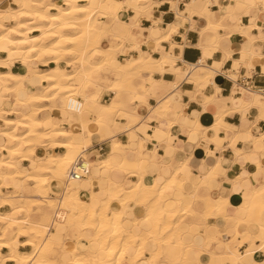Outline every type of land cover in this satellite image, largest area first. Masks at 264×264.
Here are the masks:
<instances>
[{
    "label": "crops",
    "instance_id": "0c3cea01",
    "mask_svg": "<svg viewBox=\"0 0 264 264\" xmlns=\"http://www.w3.org/2000/svg\"><path fill=\"white\" fill-rule=\"evenodd\" d=\"M19 1L0 0V4L8 2L11 7L15 8ZM253 2L254 0H216L215 3H203L201 0H151L150 5L146 4L139 10L141 14V18L137 21L139 27L133 26V19L137 17V11L123 4L119 20L112 24L102 25L103 30L113 29L122 36L126 50L123 54L113 55L110 68H105L102 73L101 103H109L116 95L115 91L107 89L116 76L112 69L126 68L129 60L140 53L154 59H160L163 54H167L170 61L162 72L156 69L141 70L134 81L136 86L134 93L124 92L121 96L122 109L136 117L131 126L128 125L129 127L126 128L128 123L126 118L115 117L119 127L113 128L110 133L107 128L102 129L101 135L97 128L92 130L90 146L85 150V154L93 161V167H97L98 170L95 173L89 170L87 178L84 177L80 181L71 180V185L74 189L79 190L83 199L89 201L92 193L98 199H105L110 181L121 183L125 187L130 186L139 180L137 173L140 172L141 176L144 173L142 181L149 178L153 181L157 180L160 185L172 175H175L177 180H182L183 190L179 189L177 185H171L172 187H167L162 196L164 201L177 199L181 203L189 202L195 211L193 214L183 216L182 222L178 226V230L182 234L180 235L182 242L184 245L192 247L188 259L181 264H231V261L238 257L236 254L243 256L247 247H250L249 242H244L241 245L237 241L241 239L245 229L251 226V220H246L247 215L244 208L241 207V203L252 197L254 185L264 183V174L261 173V165L264 162V142L261 140V137H264V120L259 118L261 107L253 100L252 96L253 90L261 92L255 89L264 87V62H262L264 61V41L258 39L260 30L256 27L247 29L251 37L255 39H249L248 35L239 30L240 27L249 26L253 18L258 19L264 25L263 10L259 12L248 6ZM173 3L176 4V8L172 7ZM186 3H192L190 9L193 12L189 16L185 11ZM237 5L241 7L238 8ZM176 9L185 12L184 15L178 16ZM147 13H150L155 20L160 21L159 25H155L160 33L159 37L152 34L151 30L154 25L147 18ZM235 16L240 17V27L233 19ZM99 19L104 21L105 17L100 16ZM209 19L213 24H222V27H219L215 32L205 30ZM5 23L11 24L10 19H6ZM170 24L176 26V31L171 33L170 39H165L163 34L169 29L167 26ZM126 28H128V32H125ZM119 41L109 33L101 41V46L107 48ZM225 50H228L229 53L227 58H225ZM206 51L209 53L208 56H205ZM5 57L6 53L0 52V59ZM221 61H223L222 64ZM235 61L240 64L238 69H233ZM248 61L251 63L250 68L244 64ZM215 64L220 66L214 68ZM36 65L40 69L45 68L41 62H37ZM25 67L26 63L22 61L11 62V69L21 75L27 73ZM65 67L68 70L72 69L71 66L65 65ZM199 67L213 71L211 79L205 78L204 70L196 73ZM8 69V66L0 64V72H5ZM233 73H236L235 79L232 78ZM41 84L43 83L41 82ZM245 84L254 87V89L246 88ZM39 85V79L34 76L25 81L28 92H35V88ZM94 90V87L89 89L90 92ZM261 94L264 97V92ZM17 97L20 95L15 91L5 93L3 97L0 95V108L7 111L13 107L21 114L31 111V107L24 108L19 104L16 101ZM79 98L81 99V97ZM44 104L45 109L38 113L39 118L44 121L49 120L57 128H66L80 134L81 123L78 114L80 107L69 108L68 100L62 96L53 103L45 102ZM163 104H166L164 110L162 109ZM193 113L196 115L193 116ZM2 115L16 118L19 114L2 113ZM218 116L221 120L219 126L217 125ZM6 127L0 117V128ZM76 139L79 141L81 136L77 135ZM217 140L222 142L219 147H217ZM6 143V139L0 136V146ZM65 152L66 149L60 146L46 147L43 157H47L48 153ZM112 153L121 155L129 163H138L140 159L147 163L143 165L144 167L136 164L137 173L135 174L134 172L122 173L118 167L112 169L100 167L98 163L107 159ZM2 155L6 156L7 154L2 151L0 157ZM71 155L73 156L72 153ZM38 157L39 155L35 154L33 159L38 160ZM29 163L28 159L17 160L20 168L28 166ZM92 172L97 174L94 175ZM210 172L213 174L212 177L201 183L200 179L203 181L204 176ZM215 175L216 177H214ZM90 178H93L91 182ZM3 180L0 189L1 197L11 190H20L21 192L18 191L20 194L23 190L33 192L30 183L22 184L19 179ZM62 189L63 185L58 182L54 183V186L48 191L56 195V192L59 193ZM22 195L36 196L33 193ZM49 197L52 196L49 195ZM207 198L226 199L228 202L225 208L226 216L208 214L204 216L203 211ZM7 206L0 205V211L6 212L7 210L3 209ZM111 209L120 211L121 205L118 202H113ZM124 211V217L128 222L135 219L138 221L137 226L133 223L129 225L134 233L140 234L150 229L151 224L144 217L146 206L128 200ZM64 212L62 211V214ZM33 215L39 217V220L36 221L41 220L40 214ZM63 215L64 218L67 217L66 213ZM235 218L244 221V229L234 231ZM68 229L62 230L59 235H66ZM71 229H73V240L62 238L59 241L65 249V252H61L59 264H67V252L73 247H78L80 251L85 250V247H94L92 243H87L85 240L94 235V230H79L75 227H71ZM50 230L55 232L52 224ZM237 232L239 235L234 234ZM80 233L83 234L85 241L78 240ZM219 234L224 235L228 240L233 235L237 239L229 245V249L224 245L227 239H223V242L211 241L208 243V236L216 237ZM260 234L261 231L259 236ZM220 239L222 240V238ZM18 240L22 241L24 237H19ZM254 241L256 248L253 251L252 259L256 260L257 264H261L264 261V253L259 250L260 241L258 239ZM18 249L30 251L31 247L18 246ZM156 249V242L149 239L145 244V256ZM1 251L6 253L7 249L2 248ZM95 251L98 257L103 256L101 251ZM135 252L134 247H129L127 256L132 257ZM143 260H138L137 264H141ZM160 261L171 264L163 258ZM160 261L157 264H160ZM9 264L11 263L9 262ZM121 264L130 263L124 259Z\"/></svg>",
    "mask_w": 264,
    "mask_h": 264
},
{
    "label": "bare ground",
    "instance_id": "6f19581e",
    "mask_svg": "<svg viewBox=\"0 0 264 264\" xmlns=\"http://www.w3.org/2000/svg\"><path fill=\"white\" fill-rule=\"evenodd\" d=\"M150 1L20 0L15 8L11 7L8 2L0 4V52L6 53V57L0 59V64L9 67L7 71L0 72V95L3 97L5 93L15 91L20 95L16 101L24 108L31 107V111L25 114L17 112L13 107L7 111L0 108V117L7 126L0 128V136L7 141L6 144L0 146V152L5 151L7 154L0 157V189L3 179L8 181L19 179L22 184L30 183V188L36 191V196L32 197L17 193L21 192L20 190H11L6 195L0 196V205L10 207L9 211H0V264H9V262L11 264H59L61 252H65L59 242L62 240L59 232L68 227L82 226L83 229L95 231L91 238L85 239L94 247H85L83 251H80L78 247L69 249L67 264H113V261L121 264L124 259H127L130 264H137L140 259L157 264L162 258L171 264H181L188 259L192 247L184 245L178 226L183 216L193 214L195 211L189 202L181 203L177 199L164 201L162 197L167 187L171 185H177L183 190V181L177 180L175 175L166 178L162 185L157 180L153 181L149 178L142 181L144 173L141 176V170L140 173L136 172V164L143 166L147 161L140 159L138 163H129L121 155L112 153L98 165L105 169L118 167L125 174L137 173L138 181L128 187L110 181L105 199H98L92 193L90 200L87 201L81 197L79 190L72 187V181L67 180L68 173L75 167L79 157L85 159L84 165L88 171L95 173L98 170L97 167H93V161L85 154V150L90 146L92 130L97 128L101 135L102 129L107 128L110 133L113 128L119 127L115 117L126 118L128 120L126 128L128 125L131 126L136 117L122 109L121 96L124 92L134 93L136 90L134 81L141 70L156 69L162 72L170 61L167 54H163L160 59L145 57L141 53L132 57L126 68L112 69L116 76L107 89L115 91L116 95L109 103L100 102L103 90L102 73L105 68H110L113 55L123 54L126 50L122 36L113 29L103 30L102 25L112 24L119 20L121 7L117 5H136L140 10ZM201 1L203 3L216 2V0ZM191 4L186 3L187 16L193 12L189 7ZM248 6L259 12L264 11L260 0H254L253 4ZM131 8L138 11L137 7ZM21 12L24 14L21 15ZM184 13L176 9L178 16L182 17ZM12 14L15 18H12ZM99 16L105 17V20L99 19ZM8 18L11 24L5 23ZM170 25L167 27L169 28ZM219 27H222V24H213L209 19L205 30L215 32ZM255 27L260 30L264 25L255 19ZM244 29L250 28L240 27L239 31L245 34ZM125 32H128V28ZM109 33L115 40L120 41L107 48L102 47L101 41ZM230 36L232 37L233 33ZM14 60L26 63V74L21 75L11 69V62ZM201 61L204 62V60ZM37 62L43 63L45 68H38ZM237 63V61L234 62V64ZM244 64L250 68L249 61ZM65 65L71 66L72 69L68 70ZM201 70L205 71V78L211 79L213 71L199 67L196 73ZM33 76L39 79L40 85L35 88V92H28L25 81ZM232 78H236V73L232 74ZM91 87L95 90L90 92ZM61 96L67 100L70 99L69 108L73 107L75 96L81 97L82 102L78 109L81 123L80 134L66 128H57L49 120L44 121L38 117V113L45 109V102L53 103ZM252 96L261 107L264 103L261 92L253 90ZM165 108L166 104H163L162 109ZM2 113H18L19 115H16V118H9L3 116ZM77 135L81 136L79 141L76 139ZM53 146L63 147L66 152L48 153L47 157H43L46 147ZM35 154L39 155L38 160L33 159ZM23 159H28L30 163L20 168L17 160ZM210 173L204 176L203 181L200 179L201 183L212 177L213 174ZM63 177L65 180L61 181ZM92 179L90 178V182ZM58 182L63 185V189L59 193L56 192L55 196H60L58 199L49 197L48 190ZM128 200L146 206L144 217L151 224L149 230L136 234L130 229L129 225L133 223L137 226L138 221L135 219L128 222L124 217L125 204ZM113 202L121 205L120 211L111 209ZM227 203L226 199L207 198L204 210L206 212L203 211V215L224 217ZM241 207L247 215L246 220H251V226L247 227L241 239H238V244L242 245L249 240H257L261 226L264 224V183L253 186L252 197L242 201ZM52 209L54 210L51 213ZM62 211L67 214L66 218ZM30 212L40 214L41 220L33 221ZM50 219H52L51 224L55 232L51 231V225L47 224ZM244 225L243 220L235 218L234 231L244 229ZM19 237H24V240H18ZM149 239L156 242L157 249L145 256V244ZM223 239H227L224 245L229 249V245L237 238L233 235L228 240L220 234L216 237H207L208 243L223 242ZM78 240H84L83 234H79ZM18 246H29L31 250L21 251ZM129 247H134L136 251L132 257L127 256ZM2 248H6L7 252L3 253ZM95 250L101 251L103 256L98 257ZM120 253L124 255L121 256ZM236 256L240 255L236 254Z\"/></svg>",
    "mask_w": 264,
    "mask_h": 264
},
{
    "label": "snow or ice",
    "instance_id": "6c2138e0",
    "mask_svg": "<svg viewBox=\"0 0 264 264\" xmlns=\"http://www.w3.org/2000/svg\"><path fill=\"white\" fill-rule=\"evenodd\" d=\"M260 5L261 6H264V0H260ZM122 6L123 5H117V7H122ZM25 7H26V5H25ZM129 7H137V9H138V11H137V17H135L133 19V26L134 27H139V25L137 23V21L141 18V14L139 12V6L129 5ZM145 7H147V6H145ZM172 7L173 8H176V4L173 3L172 4ZM189 7H191V6H189ZM237 7L239 8L241 6L240 5H237ZM81 10H83V9H81ZM20 14L23 15L24 13L21 12ZM262 15H264V11H262ZM12 18H15V15L14 14H12ZM147 18L149 20H151L153 22V25H154L153 29L151 30L152 34L155 35V36H157V37H159L160 36V33L157 31L155 25H159L160 24V21L155 20V18L150 13H147ZM233 19H234L236 25L239 27L240 26V17L239 16H235V17H233ZM248 27L249 28L255 27V18H253V21L250 22V24H249ZM175 31H176V27L170 25L169 26V29L163 34L164 35V38L165 39H170L171 33L175 32ZM244 31H245V35H248L249 36V39H255L254 37H251V35H250V33L248 32L247 29H244ZM258 39H260L261 41H264V27H261V29H260V36L258 37ZM173 46L175 47V45H173ZM208 55H209V53L206 51L205 52V56H208ZM228 55H229L228 50H225V58H227ZM242 59H243V57H242ZM262 62H264V61H262ZM222 63H223V61H221V64ZM219 66L220 65H213L214 68L219 67ZM237 67H239V62L237 64H234L233 65V69H235ZM195 115L196 114L193 113V116H195ZM260 119H264V103L261 104V117H260ZM220 123H221V120H220V118L218 116L217 125L219 126ZM189 138L191 139V136ZM261 140H262V142H264V137H261ZM221 143H222L221 141L217 140V147H219ZM261 173L264 174V162H262V165H261ZM235 235H239V233L237 232V233H235ZM245 236L247 237V233H245ZM257 239L260 241V243H259V250L262 253H264V224H262V226H261V234H260L259 237H257ZM237 243H239V241H237ZM249 244H250V247H248V250L244 253V255L243 256H239L237 258H234L231 261V264H257V261L252 259L253 251L256 248V244L252 240H249ZM120 255L123 256L124 253H120ZM113 264H119V262L113 261ZM141 264H151V262L145 259V260H143L141 262ZM160 264H165V262L164 261H160ZM261 264H264V261H262Z\"/></svg>",
    "mask_w": 264,
    "mask_h": 264
},
{
    "label": "built area",
    "instance_id": "2783aa9c",
    "mask_svg": "<svg viewBox=\"0 0 264 264\" xmlns=\"http://www.w3.org/2000/svg\"><path fill=\"white\" fill-rule=\"evenodd\" d=\"M246 88H252L254 87L249 86L248 84L246 85ZM255 90L264 92V87L262 88H256ZM74 103H73V108H79L80 107V101L81 99L79 97H74ZM70 104V99L68 100V105ZM84 160L83 158L79 157L77 159L76 165L74 168L71 169V171L68 173L67 180H74V181H80L82 180L85 175L88 173V169L84 165Z\"/></svg>",
    "mask_w": 264,
    "mask_h": 264
},
{
    "label": "rangeland",
    "instance_id": "374dc122",
    "mask_svg": "<svg viewBox=\"0 0 264 264\" xmlns=\"http://www.w3.org/2000/svg\"><path fill=\"white\" fill-rule=\"evenodd\" d=\"M99 18H100V16H99ZM65 180V177H63V179L61 180V181H64ZM9 190H11V189H9ZM6 191H8V190H6ZM5 192V191H4ZM17 193H19V192H17ZM36 194V191H34L33 190V192H28V191H26V190H23L22 191V194H25V195H30V194ZM48 195H50V196H52V197H55V198H57V196H55V194H53L52 192H50V191H48ZM17 204V203H16ZM3 210H9V207L7 206L6 208H4ZM53 210L54 209H52L50 212L52 213L53 212ZM33 212H30V214H32ZM32 219L33 220H39V217L37 216V217H35L33 214H32ZM49 221V220H48ZM47 221V224L48 225H51V221H52V219H50V221L48 222ZM83 227V226H82ZM82 227H77V229H83ZM69 229H68V231H67V234L66 235H62V238L64 239V238H69V239H72L73 240V237H72V230L73 229H71V227H68ZM76 228V227H75ZM43 238V237H42ZM67 240V239H66ZM58 246V245H57ZM30 250V249H29Z\"/></svg>",
    "mask_w": 264,
    "mask_h": 264
}]
</instances>
